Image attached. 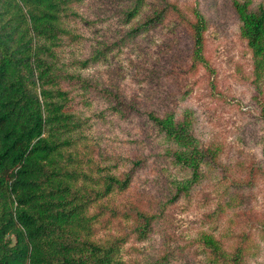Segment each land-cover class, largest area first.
Listing matches in <instances>:
<instances>
[{"label": "rangeland", "instance_id": "1", "mask_svg": "<svg viewBox=\"0 0 264 264\" xmlns=\"http://www.w3.org/2000/svg\"><path fill=\"white\" fill-rule=\"evenodd\" d=\"M134 1L78 0L77 14L66 21L75 36L59 53L65 69L95 85L66 83L83 124L70 149L91 176L88 185L101 188L99 174L122 176L132 168L128 187L92 201V238L119 241L127 264H220L238 245L240 264H264V67L255 70L232 0H169L175 6L154 23L148 19L161 2L142 0L128 19ZM196 9L206 19L201 58L192 37ZM142 21L148 25L134 28ZM96 50L88 66L76 64ZM102 88L141 109L191 119L200 142L216 148L214 164L176 190L189 170L169 155L171 142L144 115L115 109ZM141 214L150 216L149 225ZM205 234L221 252L214 253Z\"/></svg>", "mask_w": 264, "mask_h": 264}, {"label": "trees", "instance_id": "2", "mask_svg": "<svg viewBox=\"0 0 264 264\" xmlns=\"http://www.w3.org/2000/svg\"><path fill=\"white\" fill-rule=\"evenodd\" d=\"M77 1L0 0V264H127L119 255V241L102 243L92 238L95 213L88 208L112 190L128 187L132 168L122 176L101 173L102 187L92 188L87 183L91 176L70 149L82 135L83 124L71 108L72 87L66 83L85 90L95 86L79 72L65 69L59 59L65 41L75 36L66 21L77 14ZM159 1L162 6L149 22L159 21L175 6L169 0ZM141 2L134 1L128 19L138 13ZM232 6L255 70L260 72L264 4L232 0ZM195 17L194 53L201 58L206 19L198 9ZM97 50L76 64L88 66L97 59ZM101 93L114 101L115 109L144 115L171 142L169 155L189 170L188 176L175 181L176 190H186L203 165L214 164L216 148L200 142L191 119L178 117L174 110L160 114L141 109L115 90L102 88ZM141 217L149 225L150 216ZM140 228L147 231L146 226ZM204 241L214 253L221 252L213 235L205 234ZM242 250V245L236 246L220 264H240Z\"/></svg>", "mask_w": 264, "mask_h": 264}]
</instances>
